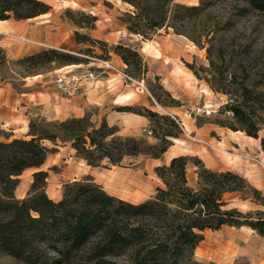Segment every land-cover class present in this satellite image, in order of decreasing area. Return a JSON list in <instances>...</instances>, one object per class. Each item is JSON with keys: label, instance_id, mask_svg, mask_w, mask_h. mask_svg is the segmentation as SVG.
I'll list each match as a JSON object with an SVG mask.
<instances>
[{"label": "trees", "instance_id": "1", "mask_svg": "<svg viewBox=\"0 0 264 264\" xmlns=\"http://www.w3.org/2000/svg\"><path fill=\"white\" fill-rule=\"evenodd\" d=\"M121 1L134 9L121 19L129 33L145 36L157 29L171 28L200 49L204 48L208 67H187L213 92L227 96L223 109L232 120L227 127L259 139V132L264 133V92L259 89L264 79L252 77L257 65L251 58V46L225 40L234 26L231 18H226L222 25L218 21L203 25L201 18H207L206 11L216 0H210L209 4L199 0L197 6L172 4V0ZM217 1L234 4L232 17H243L249 12L264 15V0ZM49 10L50 6L42 0H0V20L30 19ZM114 52L127 66L129 59L133 65L139 64L136 50L117 45ZM3 53L0 48V64ZM54 58L68 65L74 63L72 56L55 49L22 60L34 64L39 59ZM163 92L172 102H177L167 91ZM120 110L142 115L156 125L162 121L168 127L178 128L176 118L145 107L137 111L131 107ZM117 133V128L105 120L93 126L85 116L62 121L32 119L26 139H10L11 134L0 129V249L3 252L35 264H203L191 257L205 230L246 226L264 237L262 192L237 173L212 171L203 165L198 167L197 181L192 187L186 174L189 158L182 155L173 157L167 165L155 167L162 186L155 189L154 196L138 204L109 195L91 178L66 184L61 199L53 201L44 190L47 178L44 171L32 174L27 197L15 198L17 177L27 169L43 165L50 151L46 142H69L76 155L91 167L103 163L119 166L125 158L141 153L160 158L172 144L168 137L179 135L164 129L160 137L154 134L160 143L149 145ZM260 146L264 151V136L260 138ZM233 193L243 194L244 200L250 199L262 209L243 212L228 207L224 197Z\"/></svg>", "mask_w": 264, "mask_h": 264}, {"label": "rangeland", "instance_id": "2", "mask_svg": "<svg viewBox=\"0 0 264 264\" xmlns=\"http://www.w3.org/2000/svg\"><path fill=\"white\" fill-rule=\"evenodd\" d=\"M42 1L50 6L46 15V24L51 26L54 36L65 47L56 49L37 45L36 48L43 49L27 56L55 49L62 54L72 56L74 63L71 65H78L79 70L95 71L96 78L103 71L101 61H110L129 76L130 80L125 82L133 85L143 83L144 92H148L152 98L149 110L159 115H169L165 112L167 108H178V115H170L178 121V128L168 127L162 121H159L161 125L149 122V126L141 130L139 135L130 137L153 145L160 143L154 134L160 137L164 129L169 130L172 134L179 132L178 137L182 136L185 139L180 143L186 152V155L182 156L189 158L186 174L190 186H195L198 167L203 165L212 171L237 173L264 195V151L260 146V138L264 136V133L259 132V139H254L248 138L240 131L229 129L227 125L232 122L231 115L223 109L227 103V96L213 92L204 80L196 82L194 77H191L190 82L185 80L184 87L180 91L181 101L176 103L172 102L169 96L163 92L165 89L157 74L177 72L183 79H186L185 74L187 72L190 74L191 71L187 65L195 68L208 67L204 48L200 49L186 36L176 34L171 28L157 29L145 36L129 33L126 24L121 19L128 13H133L134 9L121 0ZM210 2V0H204L205 4ZM177 3L197 6L199 0H172V4ZM234 8L232 3L216 0L206 11L207 18H201V21L203 25L216 21L222 25L226 18H231L234 21V26L231 33L225 35V40H234L236 43L250 45L253 50L252 61L257 65L252 77L256 80L264 79V15L258 12H249L243 17H232ZM203 25L199 27L201 28ZM121 27L124 31H121ZM117 45L136 50L140 56L139 64L133 65L132 59H129L128 66L124 64L121 57L114 52ZM145 51L148 55H145ZM3 56V62L0 64L1 80L13 77L18 81L20 78L50 72L53 75L56 68L68 65L60 58H54L52 61L39 59L31 64V62L22 60L26 56L12 61L7 60L5 52ZM115 56L118 60L117 63L113 60ZM200 74L203 76L202 73ZM259 89L264 92V85ZM126 107H131L135 111L141 108L139 105ZM193 108H199L200 112L195 111V114L189 117L188 113ZM205 110L210 113H206ZM85 117L93 126L100 124L95 110L89 112ZM36 118L44 117L39 116L32 119ZM159 126L162 129H159ZM0 129L9 134L3 130V127ZM21 132L19 131L16 137L10 139L28 138V128L25 134ZM175 139L168 137L171 142ZM45 144L50 151L43 165L39 168H30L17 177L18 183L13 193L16 199L27 197L33 181L32 174L37 171H44L47 174L46 190H44L48 197L57 196L59 193L63 194L64 187L68 183L91 178L109 195L137 204V201L154 196L157 185L161 184L162 186L154 169L164 165L163 154L160 158H151L147 154L141 153L125 158L119 166L103 163L101 166L91 167L76 155L69 142L57 141L55 144L51 142ZM249 195L246 194V196ZM244 197L243 194L233 193L226 195L224 199L229 202L228 207H236L243 212L262 209L250 199L244 200ZM202 234V241L192 253L191 260L195 262L203 264H264V237L249 230L246 226H242V228L222 226L214 231L205 230ZM218 253L222 256L220 257ZM0 264L35 263H28L26 259L14 258L0 249Z\"/></svg>", "mask_w": 264, "mask_h": 264}, {"label": "crops", "instance_id": "3", "mask_svg": "<svg viewBox=\"0 0 264 264\" xmlns=\"http://www.w3.org/2000/svg\"><path fill=\"white\" fill-rule=\"evenodd\" d=\"M47 14L30 19L0 20V48L5 52L7 60H16L43 48L64 49L65 46L54 36L51 26L46 24ZM121 31H124L122 27ZM37 45L43 48H36ZM145 55H148L147 51ZM113 60L118 62L116 56ZM69 69L79 68L78 65L61 66L53 71V75ZM53 75L51 72L37 74L20 78L18 81L13 77L0 79V127L9 132L11 137H16L19 131L25 134L30 119L34 117L62 121L84 117L92 110L96 111L100 122L105 120L109 126H115L118 134L122 136L139 135L141 130L149 126L146 117L121 111L120 108L128 105L151 108V96L137 84L125 82L113 71L103 70L100 76L83 84L81 94L74 97L63 96L56 89L52 82ZM157 75L164 89L175 101H181L180 91L185 80L190 82L191 77H194L196 82L200 81L191 71L190 74H185L186 79L177 72ZM177 110V107H169L165 112L176 116ZM184 141L182 136L173 140L163 153V164L167 165L173 157L186 155L180 144ZM160 186L161 184L157 185L155 189ZM44 189L46 190V185ZM61 197L62 193L54 197L49 196L53 201H59ZM143 200L137 201V204Z\"/></svg>", "mask_w": 264, "mask_h": 264}, {"label": "built area", "instance_id": "4", "mask_svg": "<svg viewBox=\"0 0 264 264\" xmlns=\"http://www.w3.org/2000/svg\"><path fill=\"white\" fill-rule=\"evenodd\" d=\"M101 68L102 70H110L120 76L124 81L130 80L129 76L118 66L112 64L110 61L104 60L101 61ZM96 78L95 71L90 69L87 70H65L57 72L53 78L52 82L56 89L66 97H74L81 94V88L83 84L94 80ZM142 89H144L143 83L138 84ZM195 111L200 112L199 108H193L189 113L188 116L195 114ZM203 111V110H202ZM206 113H210V111L205 110Z\"/></svg>", "mask_w": 264, "mask_h": 264}, {"label": "bare ground", "instance_id": "5", "mask_svg": "<svg viewBox=\"0 0 264 264\" xmlns=\"http://www.w3.org/2000/svg\"><path fill=\"white\" fill-rule=\"evenodd\" d=\"M248 137V136H247ZM248 138H251V137H248ZM222 236V235H221ZM229 237H230V235H229ZM240 245H242V244H240ZM237 246H238V244H237ZM239 248V247H238ZM240 249V248H239ZM238 250V249H237ZM241 251V250H240ZM240 251H238V252H240ZM213 252V251H212ZM249 252V251H248ZM215 254V253H214ZM219 254V253H218ZM220 255V254H219ZM217 256V255H216ZM222 255H220V257H221ZM224 256V255H223Z\"/></svg>", "mask_w": 264, "mask_h": 264}]
</instances>
